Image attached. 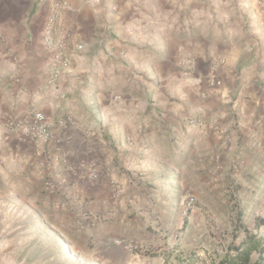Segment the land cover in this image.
<instances>
[{
  "label": "crops",
  "instance_id": "0c3cea01",
  "mask_svg": "<svg viewBox=\"0 0 264 264\" xmlns=\"http://www.w3.org/2000/svg\"><path fill=\"white\" fill-rule=\"evenodd\" d=\"M60 52L71 58L56 73ZM259 80L264 17L230 0H0V180L41 173L52 182L44 194L58 245L51 261L139 262L130 247L140 240L124 235L140 234L142 215L159 204L148 181L171 182L192 165L208 180L214 160L228 164L242 153L264 127V91L248 92ZM228 84L242 86L235 101ZM30 110L52 126L50 144L35 147L5 127ZM95 130L98 141L87 140ZM84 205L95 216L88 231ZM28 242L36 260L47 259L40 240ZM19 245L4 243L0 264L18 260Z\"/></svg>",
  "mask_w": 264,
  "mask_h": 264
},
{
  "label": "rangeland",
  "instance_id": "374dc122",
  "mask_svg": "<svg viewBox=\"0 0 264 264\" xmlns=\"http://www.w3.org/2000/svg\"><path fill=\"white\" fill-rule=\"evenodd\" d=\"M234 7L245 14L264 17V0H230ZM258 11V12H257ZM249 24V19L248 23ZM246 24V29H247ZM243 68V66H240ZM264 81L259 80L254 88L248 89L253 94L256 90L264 91ZM256 85V87H255ZM229 97L235 101L244 91L241 85H227ZM246 91V90H245ZM231 111L234 103L230 101ZM104 104H101L103 110ZM100 109V110H101ZM263 108L259 109L261 111ZM261 119V118H260ZM259 119V120H260ZM194 119L189 125L200 123ZM203 124V123H202ZM101 124L99 130L104 129ZM239 123H236L238 126ZM245 123L241 122V128ZM258 125V124H257ZM256 125V126H257ZM99 130L90 134L86 139L97 142L100 138ZM93 133V131H91ZM246 135V134H245ZM254 141L245 142V150L232 158V162L222 164V159L213 161V171L208 180H204L192 165L188 172L169 182L158 179L148 181L159 191V204L154 211L142 215L140 234L124 235L135 238L140 242L132 243L143 247L139 254V262L128 259L123 264H212L219 262L226 249L232 243V230L238 210H244V220L253 227L256 216L264 217V127L253 132ZM89 151V152H88ZM93 149L87 150L91 156ZM99 159L105 168L109 167V148L100 147L97 151ZM92 157V156H91ZM87 158V156H86ZM195 167V168H194ZM135 172V171H133ZM94 173L91 174V176ZM98 176V175H97ZM11 176L5 182L0 180V248L5 244L16 245L21 249L18 260H8L5 264H89L81 261H51L50 257L58 245L49 229L50 214H46L44 194L53 189L48 185L41 173L27 175L22 173L19 181H13ZM238 187V188H237ZM15 189L18 195H11ZM50 194V193H49ZM193 199V202L191 201ZM93 209L83 207L81 231H88L95 220ZM45 213V214H44ZM135 215V214H133ZM133 215L131 217H133ZM48 222V225L45 224ZM30 224V226L28 225ZM38 226V227H37ZM264 235V228L262 229ZM92 239V234H86ZM136 235V236H135ZM40 240L42 249H47L44 257L36 260V254L29 240ZM89 242L88 248H92ZM134 253V254H135ZM143 257L148 258L145 260ZM144 262V263H143ZM2 263V262H0Z\"/></svg>",
  "mask_w": 264,
  "mask_h": 264
},
{
  "label": "built area",
  "instance_id": "2783aa9c",
  "mask_svg": "<svg viewBox=\"0 0 264 264\" xmlns=\"http://www.w3.org/2000/svg\"><path fill=\"white\" fill-rule=\"evenodd\" d=\"M66 6V3L64 4ZM54 17L50 19L47 26V33L50 34ZM82 49V46L79 47ZM71 56L67 52H60L54 59V70L56 73L68 66ZM192 64L191 61H189ZM70 121V118L68 119ZM7 130L22 140L25 143L31 144L35 147L45 146L53 140L52 126L49 124L46 116L38 110H30L17 116L8 117L4 121ZM91 178L97 179V174L94 173ZM49 183L48 188L53 189ZM193 202V199H191ZM116 244H120L119 241ZM133 251L143 252V247L138 245H131Z\"/></svg>",
  "mask_w": 264,
  "mask_h": 264
},
{
  "label": "trees",
  "instance_id": "16d2710c",
  "mask_svg": "<svg viewBox=\"0 0 264 264\" xmlns=\"http://www.w3.org/2000/svg\"><path fill=\"white\" fill-rule=\"evenodd\" d=\"M238 188V187H237ZM244 210L237 211L232 243L219 262L212 264H264V217L256 216L253 227L244 220ZM241 239L237 245L236 241Z\"/></svg>",
  "mask_w": 264,
  "mask_h": 264
}]
</instances>
